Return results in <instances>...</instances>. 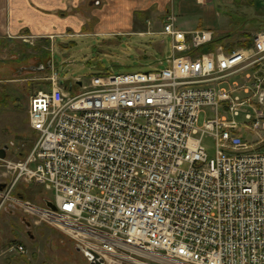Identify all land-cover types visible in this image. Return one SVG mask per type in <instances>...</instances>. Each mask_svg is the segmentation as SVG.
Wrapping results in <instances>:
<instances>
[{
  "label": "built area",
  "instance_id": "built-area-1",
  "mask_svg": "<svg viewBox=\"0 0 264 264\" xmlns=\"http://www.w3.org/2000/svg\"><path fill=\"white\" fill-rule=\"evenodd\" d=\"M161 33L164 68L68 88L51 73L30 99L32 147L0 157V211L12 203L103 264H264V29L234 50L175 16ZM31 184L55 209L13 194Z\"/></svg>",
  "mask_w": 264,
  "mask_h": 264
},
{
  "label": "rangeland",
  "instance_id": "rangeland-1",
  "mask_svg": "<svg viewBox=\"0 0 264 264\" xmlns=\"http://www.w3.org/2000/svg\"><path fill=\"white\" fill-rule=\"evenodd\" d=\"M256 4H248L241 9L244 11L241 14L238 8H226L217 0L212 2L221 16L219 22L223 33L216 32L220 44L237 38L241 31L246 30L250 16L257 17L252 25L258 27L251 31L264 29V21L260 20H264V0H258ZM134 12L135 18H133L131 32L116 31L100 34L94 32L96 25L91 24L88 35L73 40H63L67 44L66 47L57 50L53 55V63L58 74L62 78H71L82 82L83 85H88L92 77L96 75L125 74L166 67L167 59L172 55L170 39L161 32L150 34L147 31L163 30L164 22L161 19L168 16L167 9L144 8L140 5ZM154 18L160 19L161 23L158 25L149 23ZM139 29L146 33H140ZM250 36L254 35L250 33ZM1 44L0 143L9 147V156L12 159L18 160L28 153L36 139L29 123L30 99L40 90H49L44 80L39 78L48 73L46 70L36 72L31 69V66L36 64L33 50L24 48L20 57L17 58L15 49L17 46ZM203 143L210 158L215 157L213 139L207 136ZM22 153L25 154L22 155ZM9 182L10 177L3 176L0 170V185ZM19 192L26 199L41 205L47 197L54 198L51 191H46L42 186L35 184L18 185L13 194ZM1 201L0 198V203ZM33 222L35 220L32 217L24 214L10 202H7L0 211V245L6 248L23 244L27 252L16 254L21 264L22 262L25 264H90L86 252L80 250V246L66 233L45 222L38 225ZM27 224H30L31 228L27 227ZM28 232L34 236L31 241L28 240ZM23 233L25 237L21 236ZM7 253L9 255V251Z\"/></svg>",
  "mask_w": 264,
  "mask_h": 264
},
{
  "label": "crops",
  "instance_id": "crops-1",
  "mask_svg": "<svg viewBox=\"0 0 264 264\" xmlns=\"http://www.w3.org/2000/svg\"><path fill=\"white\" fill-rule=\"evenodd\" d=\"M213 1L199 3L197 0H0V43L3 46H17L14 47L17 50V58L20 57L24 48L33 50L36 64L31 68L36 72L46 70L48 74L39 78L44 80L49 87L50 81L47 78L56 70L53 55L57 50L66 47L67 44L63 40H73L88 35L91 24L96 25L94 32L100 34L115 33L116 31L118 33L131 32L133 31V18H135L133 17L135 16L134 11L143 5L144 8H166L168 16L161 19L164 23L169 16H175L180 29L186 31L208 30L216 35V32L223 30L219 22L221 16L212 5ZM218 1L226 8H238V12L243 13L242 8L248 4L257 5L258 0H252V2L250 0ZM255 19H257L255 15L250 16L249 23H247L248 28L241 31L237 38L223 42V44L230 47L231 50L248 46L252 38L250 33L255 35L258 32L251 31L258 29L253 26L256 22ZM159 20L154 18L149 23L158 25L161 23ZM139 32L146 33L140 29ZM147 32L151 34L161 31ZM42 65L44 69H40ZM59 79L69 85L75 82L71 78H62L60 75ZM27 227L31 228V225L27 224ZM21 236H24V233ZM19 239L21 240V238ZM29 239L33 240L34 236L28 232ZM19 245L24 247L21 243ZM17 246L11 245L5 248L0 245V264H21L16 257V254H20ZM26 252L27 250L22 253Z\"/></svg>",
  "mask_w": 264,
  "mask_h": 264
},
{
  "label": "water",
  "instance_id": "water-1",
  "mask_svg": "<svg viewBox=\"0 0 264 264\" xmlns=\"http://www.w3.org/2000/svg\"><path fill=\"white\" fill-rule=\"evenodd\" d=\"M31 69H33V68H31ZM40 69H44V66L42 65V68H40ZM34 70V69H33ZM61 83H63V82H61ZM7 150H9V147L6 145V146H4L1 150H0V157L1 158H5L6 157V155H7ZM5 185L4 184H2V185H0V189L1 188H3ZM46 204L49 206V207H51L52 209H55V206L53 205V203L51 202V201H49V200H46ZM79 249L80 250H83V252H85L84 251V249H82L81 247H79ZM89 254H90V264H103V261H102V259H100V257H99V255L98 254H96L95 252H92V251H89Z\"/></svg>",
  "mask_w": 264,
  "mask_h": 264
},
{
  "label": "flooded vegetation",
  "instance_id": "flooded-vegetation-1",
  "mask_svg": "<svg viewBox=\"0 0 264 264\" xmlns=\"http://www.w3.org/2000/svg\"><path fill=\"white\" fill-rule=\"evenodd\" d=\"M63 83H61L65 88H68L69 87V84L66 83L65 81H62Z\"/></svg>",
  "mask_w": 264,
  "mask_h": 264
},
{
  "label": "trees",
  "instance_id": "trees-1",
  "mask_svg": "<svg viewBox=\"0 0 264 264\" xmlns=\"http://www.w3.org/2000/svg\"><path fill=\"white\" fill-rule=\"evenodd\" d=\"M217 43H220V42H219V39H217ZM249 45H251V42L248 44V46H249ZM230 50H231V49H230ZM32 145H33V144H32ZM31 147H32V146H31ZM31 147H30V148H31ZM24 154H25V153H22V155H24Z\"/></svg>",
  "mask_w": 264,
  "mask_h": 264
}]
</instances>
